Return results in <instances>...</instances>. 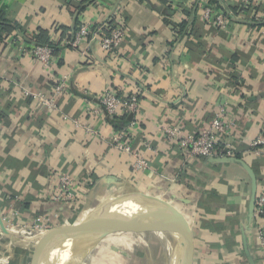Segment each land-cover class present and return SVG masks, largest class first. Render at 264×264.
Instances as JSON below:
<instances>
[{
    "label": "crops",
    "instance_id": "obj_1",
    "mask_svg": "<svg viewBox=\"0 0 264 264\" xmlns=\"http://www.w3.org/2000/svg\"><path fill=\"white\" fill-rule=\"evenodd\" d=\"M206 3L225 14L224 28L203 20ZM81 24L106 30L121 24L126 36L114 52L93 43L75 49L68 42ZM15 41L52 44L56 51L45 67L19 56ZM61 76L68 92L56 110L32 99L50 95ZM107 90L120 98L138 94L131 139L149 163L144 172L110 145L117 130L108 116L90 113ZM219 106L236 121V161L189 157L162 137V126L199 134ZM258 138L264 139V0L246 7L242 0H0V211L7 231L0 227V235L12 244L20 232L30 250L14 248L10 263L30 264L34 246L51 233V253L40 261L56 262L62 249L53 248L97 204L130 189L174 210L190 264H264L257 233L262 221L251 218V182L241 165L253 171L257 194L264 193V146L260 155L250 146ZM62 173L74 180L71 203L54 195ZM35 221L36 239L23 232Z\"/></svg>",
    "mask_w": 264,
    "mask_h": 264
},
{
    "label": "built area",
    "instance_id": "obj_2",
    "mask_svg": "<svg viewBox=\"0 0 264 264\" xmlns=\"http://www.w3.org/2000/svg\"><path fill=\"white\" fill-rule=\"evenodd\" d=\"M251 0H242V6L246 7ZM202 18L208 23L217 28H224L228 19L225 14L214 4L206 3L201 6ZM124 27L120 25L107 28L94 27L89 24H81L78 26L73 38L68 45L72 48H80L83 44L88 46L90 43L95 44L104 52H114L120 47L125 39ZM16 42V51L19 56H30L38 63L45 67L53 59L54 48L51 46L24 45L19 41ZM65 92H68V81L66 76H61L59 81L51 90L50 95L44 93L31 96L33 100H37L45 109L56 110L58 103L56 102ZM99 109H94L93 115H101L102 113L108 117H118L130 115L132 118L126 126L120 130L114 131L111 136L110 145L130 156L132 168L136 172H144L149 168V163L142 158L133 148L131 139V131L136 127V114L138 112L139 98L138 94L134 93L126 98H120L113 90H107L97 101ZM102 112V113H101ZM78 126V124H74ZM236 121L228 115L227 109L224 106H219L209 124L197 135H183L180 130L172 126H162L160 131L162 137L170 143L175 144L189 157L197 158H232L234 157L233 149V133L236 129ZM85 128V126H84ZM250 146L256 155L262 154L261 146H264V139L258 138L251 142ZM54 195H57V201L63 203H71L75 200L74 180L69 174H60L57 179ZM17 212L12 210L10 217H16ZM253 217L257 222L262 221L259 228V252L264 261V193L256 194ZM39 220V219H38ZM37 220V221H38ZM37 221L30 226H24L23 232L28 234L33 233L34 239L38 237L39 228ZM7 227V226H6ZM12 228V226H10Z\"/></svg>",
    "mask_w": 264,
    "mask_h": 264
},
{
    "label": "water",
    "instance_id": "obj_3",
    "mask_svg": "<svg viewBox=\"0 0 264 264\" xmlns=\"http://www.w3.org/2000/svg\"><path fill=\"white\" fill-rule=\"evenodd\" d=\"M206 160L218 163L236 161L233 159V157L207 158ZM241 165L248 173L251 182V192L248 207L252 218L257 194V181L251 168L243 163H241ZM132 192L133 194L129 200L126 199L124 202H127V206H123L124 203L121 204L118 207V210L114 212L112 218L106 222H103L89 230L81 231V227L84 225L86 222L85 221L81 225L80 229H78V231L73 235L74 230H76L75 227L68 234V236H66L69 237L73 235L70 241L71 243L62 248V250L57 253L55 259H57L60 254L66 251L73 254L88 252L94 249L108 235L125 230L134 222H145L147 224L160 223L161 225L165 226L166 230H168L169 234L171 235V245L172 250L174 251L176 264H190L186 234L174 210L159 198L134 190ZM120 199L122 198L120 197ZM0 227L2 231L7 234V231L4 229L2 223L1 211ZM53 235V233L44 235L34 246L30 264H38L39 260H41L42 255L44 254L45 248L49 246L46 245V243L50 241Z\"/></svg>",
    "mask_w": 264,
    "mask_h": 264
},
{
    "label": "rangeland",
    "instance_id": "obj_4",
    "mask_svg": "<svg viewBox=\"0 0 264 264\" xmlns=\"http://www.w3.org/2000/svg\"><path fill=\"white\" fill-rule=\"evenodd\" d=\"M132 194L133 192L130 189H121L113 193H109L104 201L97 204L92 209V211L87 214L84 220L79 222V224L75 228L76 230H74L73 232V235L78 231V229H80L81 225L85 221L86 222L82 227H86L90 222H92L101 208L118 202L120 197L122 196L125 200H129ZM124 199L122 198V200ZM10 230L11 229H9V231ZM18 234L19 235L13 236V240L11 241L12 244L8 242L4 233L2 234V236L0 235V264L10 263V259L14 257V248L21 247L25 250L30 251L28 247H25V244H27L28 241H23L24 238L26 239L25 235H22V233L20 232ZM73 235L69 237L65 236L62 242L55 248H53V251L62 249L67 241H71ZM141 239L130 237L128 232H117L108 235L94 249L76 256L74 258V261H70L67 264H162V253L164 249L161 247V245L158 244V241L154 238H152L151 241L146 237H142ZM50 249H52V247L48 246L44 250V253L47 255V257L51 253ZM32 255L33 254L29 256L30 260L32 259ZM17 257H20V255L18 254ZM25 258L27 263L29 258L28 256H26ZM19 259L21 263L24 262L23 256H21ZM42 263L43 261L39 260L38 264ZM171 263L176 264V261L171 262L170 259H168V264Z\"/></svg>",
    "mask_w": 264,
    "mask_h": 264
},
{
    "label": "bare ground",
    "instance_id": "obj_5",
    "mask_svg": "<svg viewBox=\"0 0 264 264\" xmlns=\"http://www.w3.org/2000/svg\"><path fill=\"white\" fill-rule=\"evenodd\" d=\"M121 198L124 199L123 196ZM125 201H126L125 199L124 200L119 199L118 202H115L113 204H110L102 208L100 212L97 213V215L92 220V222H90L86 227H81V231L89 230L112 218L114 212L118 210V207L121 204H123ZM126 203H124L123 206H127ZM161 227H163L164 229L162 230ZM119 232H128L130 237H133L135 239H141L142 237H146L152 241V238H154L155 240L158 241V244L161 245V247L164 249L162 253V264L163 262L164 264H166V261L168 264V259H170L171 262L175 261L174 251L172 250V245H171L172 243L171 235L169 234L168 230H166L165 226L161 225L160 223L147 224L145 222L144 223L134 222L127 229ZM70 243L71 242H69V244ZM80 254L82 253L73 254L71 252L66 251L59 255L56 262L54 261L51 264H67L70 261H74V258Z\"/></svg>",
    "mask_w": 264,
    "mask_h": 264
},
{
    "label": "trees",
    "instance_id": "obj_6",
    "mask_svg": "<svg viewBox=\"0 0 264 264\" xmlns=\"http://www.w3.org/2000/svg\"><path fill=\"white\" fill-rule=\"evenodd\" d=\"M184 25L185 24L181 25V27H180L181 30L183 29ZM75 32H76V30H75ZM49 46L54 48V52L56 51L55 45L49 44ZM117 96H118V94H117ZM124 116L125 117L120 118V119L116 118V117H108L110 124L112 125V127H114L115 130H120L122 127L121 124H125V123L127 124L132 118L130 115H124ZM19 207H20V209H23L25 206H23L22 204L21 205L19 204ZM17 252H18V250L15 249L14 253L16 254ZM10 264H17V259H16V262L14 261V262H11Z\"/></svg>",
    "mask_w": 264,
    "mask_h": 264
}]
</instances>
